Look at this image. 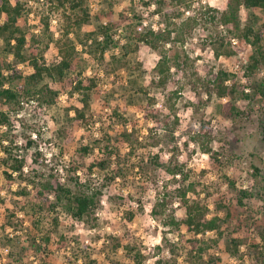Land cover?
<instances>
[{"label": "rangeland", "instance_id": "374dc122", "mask_svg": "<svg viewBox=\"0 0 264 264\" xmlns=\"http://www.w3.org/2000/svg\"><path fill=\"white\" fill-rule=\"evenodd\" d=\"M22 1L25 10L18 21L26 33V58L34 53L54 62L62 9L50 8L47 0ZM226 2L161 0L160 7L159 0H84L89 18L74 25L68 37L75 45L76 71L84 83L93 81L87 101L82 92H71L64 77L45 75L37 87L48 84L55 90L54 102L23 96L20 102H0L11 119L10 125H0V264H183L194 233L169 219L183 216L178 191L189 185L188 201L206 205L207 217H220L219 230L197 234L206 242L203 258L212 264L261 259L264 132L259 108L264 99L256 84L264 78V64L248 73L252 45L238 28L230 31L212 17L214 10H207L223 9ZM166 14L173 22L194 15L197 22L186 26L181 42L167 44L170 55L177 53V63L159 86L154 70L159 53L138 34L161 29ZM42 17L48 19L47 29ZM245 23L264 30V8L241 6L240 26ZM27 60L17 61L0 34V70L14 79L10 85L18 84V71H32ZM218 86L224 87L222 94ZM149 96L167 126L145 117ZM225 101L231 115L222 111ZM77 109L86 121L78 122ZM206 143L213 152L202 149ZM5 146L24 159L21 176L1 161ZM155 154L164 162H185L186 178L166 177ZM75 174L101 189L84 218L73 217L60 204L49 209V202L39 208L32 203V181L47 177L72 183ZM239 188L251 191L241 206ZM49 198L53 203L52 193ZM42 234L50 235L48 242ZM32 237L40 248L33 247Z\"/></svg>", "mask_w": 264, "mask_h": 264}, {"label": "trees", "instance_id": "16d2710c", "mask_svg": "<svg viewBox=\"0 0 264 264\" xmlns=\"http://www.w3.org/2000/svg\"><path fill=\"white\" fill-rule=\"evenodd\" d=\"M49 7L62 9L64 17V25L61 29V34L54 41L57 47V59L48 63L44 58L39 59L36 54H32L26 58L23 52L24 44L26 42V33L20 26L18 19L23 15L25 10V2L22 0H0V12L3 17L0 21V34L2 35L7 51L12 53L17 61H25L28 59V66L32 67V71L28 74H22L18 71L14 76L18 77L19 82L16 86L10 85L14 79H11V75H3V71L0 70V102L16 103L20 102V97L23 96L28 100L32 98L45 100L46 103H52L57 98L55 90L51 89L48 84L37 87L40 80L45 76L52 78H65L66 85H70L73 91H80L83 94V101H87L88 90L91 88L92 80L90 83H84L83 78L79 76L77 69V60L75 56V45L69 39L68 34L71 32L74 25L85 22L90 15L89 9L83 4L84 0H47ZM157 5L161 7V0ZM245 6L247 8H264V0H227L226 5L223 9H216L207 7V10H214L212 17L218 18V21L227 26V29L238 28L239 34L242 35L251 45L252 52L249 55L248 63L246 65L247 72H252L257 67L264 64V30L255 28L251 23H245L240 26V8ZM79 9V11H78ZM218 11V14L215 12ZM178 17V16H177ZM45 29L48 28L47 17H42ZM197 22V17L190 15L182 20L173 22L169 19V15L166 14L164 20V26L159 30H154L149 27L144 29L138 34L139 40L146 46H149L158 51L159 56L155 61L154 70L156 74V83L159 86H163L167 83V80L171 76V67L177 58V53L174 55L169 54L168 43L181 42L183 40V34L186 30V26H191ZM52 36V35H50ZM223 37L219 40L223 43ZM106 45L101 46L100 52L103 53ZM17 61L11 65L14 69L17 67ZM173 62V63H172ZM10 65V64H9ZM10 65V67H11ZM9 67V68H10ZM75 71V72H73ZM71 72L70 75L67 74ZM223 73V72H221ZM226 75V73H223ZM14 77V78H15ZM9 82V85H4L5 80ZM227 78L225 77V80ZM224 87H217V90L222 94L221 90ZM256 90L262 95L264 99V78L260 79L256 84ZM155 101L152 96H149L144 105V115L146 118L151 119L155 126L158 124L168 125V120L162 119L159 112L161 108L154 105ZM230 102L225 101L222 105V111L231 115L232 110L228 108ZM260 111V122L264 132V101L262 106L259 108ZM76 116H78V122L86 121L87 117L82 109H77ZM177 121V117L174 118L173 123ZM11 124V119L7 111L0 109V125ZM125 138L128 139L129 133H124ZM31 144V141H28ZM86 150L87 146H83ZM5 155L1 157V161L11 167L13 171H17L18 175L23 173L24 159L13 155L11 151L5 146ZM202 149L205 152H213L210 145L202 144ZM156 165L162 166L166 177L176 178L177 176L186 178V163L183 161L172 162L168 159L166 162L162 161L157 154L154 159ZM101 162V161H100ZM78 165H72V171H76ZM4 172L11 176V173L4 169ZM72 183H66L58 178L54 180L50 178H40L37 182L32 181V193L30 199L33 204H36L37 208L41 207V203H47L51 209L56 204H60L70 215L78 219L84 218L86 215L91 213L96 205L98 195L101 193V189L96 184H89V181H82L78 176L70 175ZM193 188L192 185L188 187H181L178 191L180 200L183 203V216L176 218L175 215H171L169 222L179 226L180 224L185 225L189 230H192L194 237L189 239V257L184 260L183 264H212L209 259H204L206 242L198 237L197 234L205 232L206 230L216 229L219 230L220 225L218 215H212L207 217L206 205H201L198 202H189L186 198V189ZM52 193L54 196L53 203L50 202L49 194ZM251 195V191L247 188H239L237 194L238 206L243 205V198ZM129 214V218L133 217ZM260 237L264 240L263 231L260 233ZM33 247L40 248V242L37 243L36 239L32 237ZM41 239L48 242L50 239L49 234H42ZM37 244V245H36ZM133 256H136L135 253ZM170 264H177L176 261ZM244 264H264V253L261 255V259L254 263Z\"/></svg>", "mask_w": 264, "mask_h": 264}, {"label": "built area", "instance_id": "2783aa9c", "mask_svg": "<svg viewBox=\"0 0 264 264\" xmlns=\"http://www.w3.org/2000/svg\"><path fill=\"white\" fill-rule=\"evenodd\" d=\"M234 40V39H233ZM236 41V40H235Z\"/></svg>", "mask_w": 264, "mask_h": 264}]
</instances>
